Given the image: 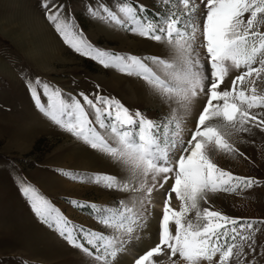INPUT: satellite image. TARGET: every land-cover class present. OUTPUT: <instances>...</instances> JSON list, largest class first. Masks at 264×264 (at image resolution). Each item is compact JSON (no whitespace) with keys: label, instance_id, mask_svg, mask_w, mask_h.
<instances>
[{"label":"snow or ice","instance_id":"6c2138e0","mask_svg":"<svg viewBox=\"0 0 264 264\" xmlns=\"http://www.w3.org/2000/svg\"><path fill=\"white\" fill-rule=\"evenodd\" d=\"M156 7L159 11L149 13L133 0H113L111 6L96 0L87 6L91 18L165 49L160 56L141 57L93 46L75 18L65 15L64 4L41 0L44 19L64 44L141 81L149 106L162 111L154 120L101 94L98 85L90 93L71 94L39 77L28 78L35 108L118 169L116 175L61 174L129 195L104 205L68 201L87 209L101 226L97 230L73 223L23 180L20 191L41 222L89 257V264H116L129 246L146 249L134 264H164L158 258L165 255L167 264H230L232 259L244 264L256 253L254 237L264 219L231 217L201 202L208 204L209 194L260 184L221 168L212 153L244 156L231 138L253 129L264 132V0H156ZM161 199L158 214L154 208Z\"/></svg>","mask_w":264,"mask_h":264},{"label":"rangeland","instance_id":"374dc122","mask_svg":"<svg viewBox=\"0 0 264 264\" xmlns=\"http://www.w3.org/2000/svg\"><path fill=\"white\" fill-rule=\"evenodd\" d=\"M58 2L65 5V15L75 18L84 37L101 50L141 57L165 52L158 42L91 18L87 6L96 0ZM105 2L113 5V0ZM133 2L146 6L149 13L159 11L156 0ZM40 4L41 0H0V39L4 41L0 40V264H89V257L69 246L33 213L19 181L33 186L73 223L97 230L101 226L90 218L88 210L75 209L68 201L104 205L126 199L129 194L74 182L61 174L64 170L81 175H116L118 169L105 155L91 150L42 115L34 106L26 80L39 77L71 94L90 93L98 85L101 94L115 97L130 111L139 109L154 120L162 109L149 106L150 98L141 81L106 69L64 44L44 19ZM152 96L159 99L155 93ZM231 139L244 156L213 152L214 162L235 175L255 177L260 184L237 193L209 194V203L201 202V207L231 217L264 219V132L253 129ZM173 206L178 208L179 202L173 201ZM159 209L161 214L162 207ZM254 238L256 253H249L244 264H264V225L259 226ZM140 250L132 251L135 259L146 249ZM162 258L167 260L166 255ZM230 264L239 261L232 259Z\"/></svg>","mask_w":264,"mask_h":264},{"label":"bare ground","instance_id":"6f19581e","mask_svg":"<svg viewBox=\"0 0 264 264\" xmlns=\"http://www.w3.org/2000/svg\"><path fill=\"white\" fill-rule=\"evenodd\" d=\"M173 196H174V194H173ZM162 199L159 201V203H157L156 204V206H155V208H154V211L156 212V213H158V214H160V209L159 208H161L162 207V205H160V204H162ZM174 202H176V204H177V202L178 201H175L174 200ZM129 250H131V251H129ZM141 250H142V248H141ZM140 250V251H141ZM137 252L135 249H134V247L133 246H129V248H128V250H127V253H129L128 255L129 256H127L126 254L127 253H121V257H119L120 259H119V262L117 263V264H132V261H133V258L136 256V253H133V252ZM131 256V257H130ZM158 259H161L163 262H164V264H166L167 263V260H166V258H158ZM134 260H135V258H134ZM134 263V262H133Z\"/></svg>","mask_w":264,"mask_h":264},{"label":"trees","instance_id":"16d2710c","mask_svg":"<svg viewBox=\"0 0 264 264\" xmlns=\"http://www.w3.org/2000/svg\"><path fill=\"white\" fill-rule=\"evenodd\" d=\"M0 40L4 43V41L2 39H0Z\"/></svg>","mask_w":264,"mask_h":264}]
</instances>
